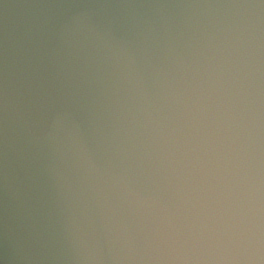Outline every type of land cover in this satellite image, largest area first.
Returning a JSON list of instances; mask_svg holds the SVG:
<instances>
[{"label": "clouds", "instance_id": "clouds-1", "mask_svg": "<svg viewBox=\"0 0 264 264\" xmlns=\"http://www.w3.org/2000/svg\"><path fill=\"white\" fill-rule=\"evenodd\" d=\"M0 264H264V0H0Z\"/></svg>", "mask_w": 264, "mask_h": 264}]
</instances>
